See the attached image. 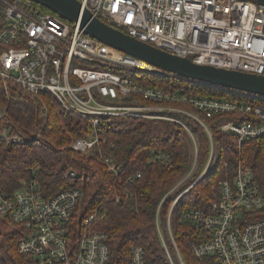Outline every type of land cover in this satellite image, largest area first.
Listing matches in <instances>:
<instances>
[{
    "label": "built area",
    "instance_id": "built-area-1",
    "mask_svg": "<svg viewBox=\"0 0 264 264\" xmlns=\"http://www.w3.org/2000/svg\"><path fill=\"white\" fill-rule=\"evenodd\" d=\"M79 1L82 10H90L108 24L164 51L191 57L197 64L264 76V5L256 1ZM0 13V86L8 94L18 89L39 102L45 114L50 102L57 109L87 119L91 132L75 138L71 146L84 156L98 153L101 162L115 175L123 167L115 158V147L111 146L109 153L102 148L107 143L102 138L106 132L105 117L164 119L183 126L194 150L191 170L176 187L194 173L199 141L183 120L163 112L187 115L205 129L210 141L206 164L195 182L176 198L168 219L171 241L180 263L185 264L171 228L172 209L218 161L213 131L202 115L213 118L219 113L251 114L254 119L238 118L218 127L235 135L241 150L247 139L264 136V107L166 91L100 69L103 63H116L153 74H171L88 36L79 22L70 23L44 12L32 0H0ZM225 90L264 102L262 96ZM138 96L153 103L143 104ZM130 98L132 101L126 103ZM167 101L189 104L195 111L162 105ZM4 115L0 108V120ZM12 130L9 122L1 124L0 138L11 144L23 143L22 137ZM70 176L76 174L71 172ZM135 177L140 178L141 174L130 179ZM216 190L211 212L192 208L184 214L195 221L197 231L202 233V242L194 244L192 252L200 260L212 257L215 264H264V219L257 218L264 200L252 167L240 161L233 179L220 181ZM83 197L81 188H72L45 198L35 170L30 181L10 196L0 191V219L19 230L17 252L24 257L23 264H107V235L96 228V222L106 213L97 208L82 216ZM162 240L171 264H175L163 236ZM0 264H14L5 256L1 243ZM131 264H148L143 247H132Z\"/></svg>",
    "mask_w": 264,
    "mask_h": 264
},
{
    "label": "trees",
    "instance_id": "trees-1",
    "mask_svg": "<svg viewBox=\"0 0 264 264\" xmlns=\"http://www.w3.org/2000/svg\"><path fill=\"white\" fill-rule=\"evenodd\" d=\"M40 8L66 21L50 9L41 5ZM2 25L0 13V28ZM99 68L166 91H183L194 96L250 102L264 107L263 101L243 93H232L172 73L153 74L116 63H103ZM138 100L143 104L153 103L140 96ZM131 101L132 98L127 99L126 103ZM162 105L195 111L189 104L167 101ZM0 108L5 113L0 126L9 122L12 132L24 140L23 143L11 144L0 138V191L3 194L10 196L25 186L33 177L34 170L45 198L66 189L81 188L84 192L80 207L82 216L97 208L106 213L96 222V228L107 235L106 244L110 250L107 264H131L133 246L143 247L148 264H171L162 236L173 262L181 264L171 241L168 219L174 201L195 182L208 159L209 136L199 123L184 114L163 112L183 120L199 141L198 165L194 173L176 187L192 167L190 137L186 129L176 122L105 117L106 132L102 138H106L107 143L102 144V148L109 153L112 152L111 146L115 147V158L123 167L117 176L101 162L98 153L84 156L72 148L75 138L91 132L87 119L57 109L50 102L45 114L39 102L24 96L18 89H12L8 94L1 86ZM202 116L213 131L218 161L204 178L179 198L172 209L171 228L185 264H215L212 257L200 260L192 252V246L202 242V233L197 231L195 221L184 217V214L192 208L211 212L217 199L216 186L222 180L233 179L240 161L252 167L264 200V136L247 139L240 150L235 135L218 130L219 126L238 118L249 120L254 117L244 112L219 113L213 118ZM71 172L76 176L71 177ZM139 173L140 178L130 179ZM257 218L264 219V206ZM19 239V230L0 219L2 250L14 264L25 262L17 252Z\"/></svg>",
    "mask_w": 264,
    "mask_h": 264
},
{
    "label": "water",
    "instance_id": "water-1",
    "mask_svg": "<svg viewBox=\"0 0 264 264\" xmlns=\"http://www.w3.org/2000/svg\"><path fill=\"white\" fill-rule=\"evenodd\" d=\"M46 7L70 23H80L90 37L128 55L141 59L158 69L185 79L224 89L264 97V76L193 62L157 48L125 33L94 15L82 10L79 0H32ZM264 5V0H252Z\"/></svg>",
    "mask_w": 264,
    "mask_h": 264
},
{
    "label": "rangeland",
    "instance_id": "rangeland-1",
    "mask_svg": "<svg viewBox=\"0 0 264 264\" xmlns=\"http://www.w3.org/2000/svg\"><path fill=\"white\" fill-rule=\"evenodd\" d=\"M78 65H79V66H85L84 64H78ZM85 67H86V66H85ZM189 148H190V151H191V154H192L194 148H193V144H192L191 140H189ZM81 205H82V204H81Z\"/></svg>",
    "mask_w": 264,
    "mask_h": 264
}]
</instances>
